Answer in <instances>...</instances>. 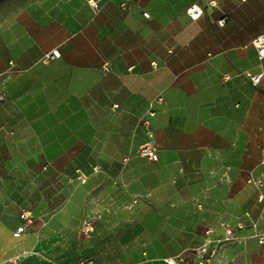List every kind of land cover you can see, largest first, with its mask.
I'll use <instances>...</instances> for the list:
<instances>
[{"label": "crops", "instance_id": "crops-1", "mask_svg": "<svg viewBox=\"0 0 264 264\" xmlns=\"http://www.w3.org/2000/svg\"><path fill=\"white\" fill-rule=\"evenodd\" d=\"M123 1L0 0V263L264 264V0Z\"/></svg>", "mask_w": 264, "mask_h": 264}, {"label": "built area", "instance_id": "built-area-1", "mask_svg": "<svg viewBox=\"0 0 264 264\" xmlns=\"http://www.w3.org/2000/svg\"><path fill=\"white\" fill-rule=\"evenodd\" d=\"M129 1L130 0H124L122 2V6H126L127 2H129ZM241 1H246V0H241ZM88 2L94 8L99 9V0H88ZM210 3L212 5H216L215 0H211ZM187 13L189 14V16L192 19H199L203 16L205 11H204V8L200 4L195 3V4H192L191 6H189V8L187 9ZM144 15L147 18L150 17L149 13L145 12ZM227 20H228V18L222 17L221 19L218 20V24L223 26L226 24ZM252 43H253L255 49L257 50L259 58L263 59L264 58V33L258 34L253 39ZM53 54L57 55V56L59 55V53L57 51H53ZM105 68L108 69L107 64H106ZM242 74H244L248 78V80L252 84V86H254L255 88H259V89L264 91V70H262L259 73L244 72ZM5 96H6V93L4 91L0 90V100H3L5 98ZM155 102L161 104L164 102V99L162 96H159L155 99ZM147 113L149 116H152V117L156 115V110L154 109V103L153 102H151L150 108L147 110ZM139 122H141V124L146 126L147 137H148L147 141L140 146L139 154L147 157L151 161H158L159 160V149H158V144L156 142L155 136H154L153 131L151 129V121L148 117L145 116V117H141ZM263 153H264V145H263ZM263 163H264V160H263ZM100 169H101L100 166H94L95 171H98ZM79 177L82 180V182H85L87 180V176L85 174L80 173ZM248 182L251 184H254L259 189L260 194L258 196V200L264 201V182H263V180L261 178H254L251 176L249 178ZM20 218L23 219L25 222L18 229V231H17L18 234L23 233V231L25 232L26 230L31 228L32 225L34 224V219H33L32 213L29 210H23L20 213ZM221 227L224 228V236L216 238V239H211L208 237L206 242L198 249V254H199L198 264H206L209 261L210 258L207 255L209 253L211 243L215 242L218 245H222V244L227 243V242L239 240L237 230L235 227L230 226L226 223H221ZM238 228L243 229V228H245V225L239 224ZM94 229H95V224H94L93 220L87 219L82 224L81 232L83 235L89 236L94 231ZM211 230H212L211 228H208L207 233H210ZM258 237H259V242L263 243L264 242V236L261 234ZM210 252H211L210 256L215 255L216 249H212V251H210ZM181 260H182V258L180 256H174V257L166 258L165 262H166V264H179V262ZM18 263H19L18 257L8 259L4 262V264H18Z\"/></svg>", "mask_w": 264, "mask_h": 264}, {"label": "rangeland", "instance_id": "rangeland-1", "mask_svg": "<svg viewBox=\"0 0 264 264\" xmlns=\"http://www.w3.org/2000/svg\"><path fill=\"white\" fill-rule=\"evenodd\" d=\"M32 226H33V225H32ZM26 231H27V230H26ZM26 231H25V232H26ZM23 232H24V231H23ZM20 234H22V233H20ZM0 264H2V262H1Z\"/></svg>", "mask_w": 264, "mask_h": 264}]
</instances>
